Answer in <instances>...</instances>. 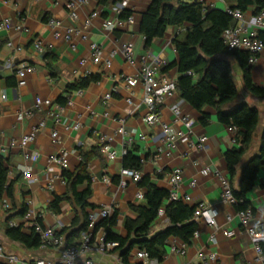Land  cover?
Returning a JSON list of instances; mask_svg holds the SVG:
<instances>
[{
  "label": "crops",
  "instance_id": "crops-1",
  "mask_svg": "<svg viewBox=\"0 0 264 264\" xmlns=\"http://www.w3.org/2000/svg\"><path fill=\"white\" fill-rule=\"evenodd\" d=\"M67 0H0V23L8 22V29L0 28V145L7 146L10 141L17 140L26 133L31 126L35 125L42 117V112H34L33 115L21 123L15 120V114L19 110L31 109L34 98L50 99L57 103L59 96H65L64 89L79 77L86 74H100L101 79L97 83L90 84L86 89L74 91L69 94L72 106L65 107L61 113V122L53 124L46 119L44 128L37 135L35 141L25 148H13L4 154H0L8 168L7 181L12 183V198L3 195L0 199V245L4 254L14 255L17 258L14 264L33 263L37 259H44L55 263L58 260V253L52 249L26 248L21 243L9 239L6 235V227L9 221H14L21 226L20 230L29 233L30 230L22 223V216L19 214L20 207L25 206L28 200L32 201L33 210L40 215L41 223L44 226L55 227L69 244H78L82 230L81 213L75 209L67 200L58 204V211L53 212L48 208L55 196H62L65 193V183L61 181L62 170L48 162L49 155L65 151L69 168L73 172L79 162L80 153L87 159V173L91 177V194L87 198L88 206L85 211L102 206H109L117 211L115 233L120 237H126V220H136V214L131 210L132 205H138L144 200L136 198L137 192L145 194V188L137 183L127 181L125 187L119 186V171L122 168L120 155L123 141L128 137L133 138V144L138 147L137 155L144 161L141 169V176L146 177L149 183L157 188H168V174L172 169H179L182 173L179 193L188 195L191 198L189 206L204 203L216 209V223L219 227L214 231L206 224L204 219L195 221L197 237L192 236L189 245L185 246L183 254L171 252V246L180 247L183 243L175 238H169L167 252L159 264H264L257 260V253L254 249L255 241L239 225L237 211L234 206L221 199V188L215 173L226 176V165L224 153L232 146L233 131L220 124L212 108H207L210 115L206 126L198 122L199 113L188 103L182 100L177 93L167 97L163 104L158 107L161 120L166 123L172 122L171 108L177 105L183 115L193 119L191 134L187 141H180L175 149L169 154L163 153L157 159L152 160L155 150L160 146L159 126L150 127L142 118L147 112L146 106L142 103V90L140 85L131 91L124 85V76H134L141 66V57L146 54L160 55L164 59V66L176 61V53L172 39L179 33L173 27L167 28L161 38H155L148 47L144 46V38L139 32L141 13L144 12L151 0H130L128 9L133 11L135 22L123 25L112 32L103 31L101 23L104 18L114 15L113 4L108 6L98 5L95 0H88L86 5L77 8V20L71 21L64 9ZM199 1V0H187ZM204 6L224 10L234 5L231 1L225 0H201ZM99 11V16L92 19L88 28L90 41L99 44L103 49V55L115 49L118 51L121 44L131 42L134 47L136 61L134 65L127 64L119 52L111 59L109 68L101 64H94L91 61V51L88 43L76 39V49L72 50L63 39H55L52 30L47 26L50 18L62 21L64 26L81 27L84 19L92 12ZM251 10L245 12L247 21L252 17ZM250 30V28H249ZM41 41L44 51L39 54L34 48V42ZM10 43V45H8ZM20 49L19 51L17 50ZM52 55L51 63L55 68L57 76L51 78L50 72L45 66L44 55ZM231 62L234 81L238 95L234 102L223 106L224 110H230L238 104L245 103L254 107L259 112V122L252 136V144L244 155L239 166L233 184L237 189L241 167L246 161L258 152L260 137L264 128V98L253 96L245 88L242 81V74L238 65ZM23 64L34 67V71L26 75V82L23 87L17 86L15 76L16 69ZM168 76L176 80L178 73L176 68L170 67L166 72ZM250 75L253 83L264 89V52L258 57L256 63L250 66ZM110 94L111 97L105 100L103 97ZM131 96L132 104L127 105L126 97ZM58 104V103H57ZM60 104V105H64ZM123 120L124 134H116L120 123ZM80 124L79 130L65 129L67 123ZM176 127L185 132L184 127L177 124ZM55 130L58 135V143L53 144L51 132ZM143 135L144 140L138 136ZM101 135L110 138L109 144L117 152L114 161L107 160L98 152ZM206 137L202 149L193 148L189 142L196 144L198 138ZM37 155L36 159L28 160L25 155ZM28 165L32 169V175L36 181L28 184L21 178V167ZM210 167L211 173L202 176L200 171ZM103 177L108 182L103 181ZM52 180V188L48 183ZM63 180V179H62ZM195 180V185L190 182ZM84 186H80L81 190ZM253 211L251 226L256 229L264 224V170L257 173L252 189L246 195ZM3 204L7 207L4 208ZM11 217L7 221L8 217ZM229 217V219H228ZM167 226V219L156 218L152 224V232L163 230ZM233 232L232 237H224L222 230ZM103 230L97 229L93 232L91 247L86 254L101 264H141L136 257V247L129 252L126 261L121 258V251L113 247L103 253L94 250ZM214 235V242H209V236ZM264 234L262 235V239ZM261 239V240H262ZM199 253L204 255L213 254V261L201 263ZM0 264H8L3 259Z\"/></svg>",
  "mask_w": 264,
  "mask_h": 264
},
{
  "label": "trees",
  "instance_id": "trees-1",
  "mask_svg": "<svg viewBox=\"0 0 264 264\" xmlns=\"http://www.w3.org/2000/svg\"><path fill=\"white\" fill-rule=\"evenodd\" d=\"M98 5L108 6L119 0H95ZM234 3L231 8L241 12L251 10L253 16L264 8V0H225ZM132 13L124 9L120 17L126 18ZM235 25L234 20L224 10L204 6L201 2L187 0H151L144 12L141 13L139 32L144 38V46L148 47L155 38L164 36L167 28L173 27L180 30L172 39L176 53V61L161 68L166 72L170 67H175L178 76L175 80L176 93L199 113L198 122L206 126L210 115L207 108H212L217 121L228 129H235L232 135L233 144L224 153L226 165V178L229 181L231 192L237 203L236 211L250 207L246 198L247 193L254 186L257 173L264 170V128L260 137L258 152L252 155L241 167L240 179L237 189L233 184L239 166L244 155L252 144V136L259 122V112L254 107L245 103L236 105L230 110H224L223 106L235 101L238 95L234 81L231 62L234 61L242 74V81L253 96L264 98V89L256 86L250 75V65L247 63L248 54L242 50L228 51L220 38L224 29ZM2 43H0V48ZM45 66L50 72L51 78L57 73L51 63L52 55H44ZM187 73H191L188 75ZM100 74H87L79 77L65 86V96H59L58 104L66 102L69 94L74 91L86 89L90 84L100 81ZM138 147L135 144L126 150L122 156V168H130L141 171V158L137 155ZM99 152V147H98ZM80 162L73 171H62V179L65 183V193L55 196L48 205L53 212L58 211V204L67 200L81 213L82 224L80 229L87 227L88 206L87 198L91 194V177L87 173V159L80 153ZM8 168L5 159L0 155V199L3 195L12 198V183L7 181ZM84 186L79 190L80 186ZM138 186L145 188L144 202L132 205L131 210L136 214V220H126V237H120L115 233L117 211L112 210L110 215L98 221L93 232L103 230L104 243H116L115 249L121 251V258L126 261L133 247L145 250L152 259L162 262L167 252L169 238H175L185 245H189L196 230V223L192 220L196 205H186L182 201H168V191L157 188L149 183L146 177H141ZM164 210V218L167 226L158 232H152V224L157 218V211ZM25 206L22 205L19 214L22 216ZM10 216L7 221L10 220ZM41 222L40 218L38 219ZM18 227H6V235L9 239L21 243L26 248H37L38 237L30 231L24 233ZM256 229L264 234V224ZM58 235H62L56 231ZM63 236V235H62ZM66 241V239H65ZM68 245L76 246L77 244ZM262 256L264 258V237L259 241ZM32 264V263H29Z\"/></svg>",
  "mask_w": 264,
  "mask_h": 264
},
{
  "label": "built area",
  "instance_id": "built-area-1",
  "mask_svg": "<svg viewBox=\"0 0 264 264\" xmlns=\"http://www.w3.org/2000/svg\"><path fill=\"white\" fill-rule=\"evenodd\" d=\"M39 1V0H36ZM130 0H119L114 4L113 12L114 15L104 18L101 23V28L103 31L112 32L117 28L123 27V25H130L135 22L133 11L126 18H121L120 14L124 9H128V3ZM198 2H201L199 0ZM88 0H67L64 4V9L67 13V16L71 21H76L78 16L76 10L82 5H86ZM202 3V2H201ZM129 10V9H128ZM225 13L229 15L235 22V25L224 29L221 33V40L223 45L228 51L232 50H242L248 54L247 63L250 66H253L258 57L264 52V8L255 15L252 16L249 21L245 18V13L241 12L238 9H233L231 7H226L224 9ZM99 16V11H92L83 21L81 27L76 26H64L61 20L56 18H50L47 21V26L52 30V36L55 39H63L72 50L76 49V39L80 42L88 43V47L91 51V61L94 64H101L105 68H109L111 65V59L117 54L120 53L124 61L129 65H134L136 61V56L134 52V47L131 42H124L121 44L120 48L117 50L112 49L108 51L106 56L103 55L102 47L90 41L88 36V28L92 19ZM8 22L2 21L0 23V28L8 29ZM250 28V30H249ZM10 45V43H8ZM35 50L41 54L44 51L43 44L41 41L36 40L34 42ZM19 51L20 49L17 48ZM141 66L138 70V73L134 76H124L123 82L124 85L131 91L140 85L142 90V103L146 106L147 112L142 118V121L150 126H159L160 134V146L155 150V153L152 156V160L157 159L161 154L167 153L175 149L180 141H187L188 136L191 134L192 125L194 123L193 119L189 118L187 115H183L177 105L172 106V122L166 123L161 120L158 107L164 103L167 97H170L176 93L175 80L168 76L165 73L161 72V68L164 66V59L158 54H146L141 58ZM34 71V67L29 64L20 65L16 71L15 76L17 79V86L23 87L26 82V75ZM190 75L191 73H187ZM87 75L86 73L83 76ZM132 96V91H131ZM131 96L126 97L125 102L127 105L132 104ZM111 97L110 94H106L103 98L108 100ZM72 106V100L70 97L67 98L64 105L57 104L50 99H41L40 97L34 98V104L31 109L19 110L15 114V120L17 123H21L24 120L30 118L33 113L42 112L43 117L30 129L22 134L17 140L10 141L7 146L0 145V154L6 153L8 150L19 147L25 148L26 146L33 143L40 133V131L45 126L46 119L52 121L53 124H58L61 122V113L65 107ZM119 127L116 130V134H124L123 120H119ZM179 124L184 127L185 132L181 131L176 127ZM65 129L79 130L80 124L78 122L73 123L71 126H68L67 123L64 125ZM234 132L235 129H230ZM139 140H144L143 135L138 136ZM51 140L53 144L58 143V135L55 130L51 132ZM99 153L103 155L107 160L114 161L117 158V152L109 144L110 138L106 135H101L99 138ZM206 137L202 136L198 138L196 144L189 142V145L193 148L202 149L205 145ZM133 144V138L128 137L123 141V147L121 149L120 155L123 156L126 153V150L129 149ZM37 155L33 153L32 155H25L26 159H36ZM48 162L54 164L62 171L68 170L69 163L67 160V152L59 151L55 152L48 157ZM141 159V163L143 164ZM21 178L28 184L36 181V178L32 175V169L30 166L25 165L21 167L20 170ZM211 173L210 167H205L200 171L202 176H207ZM120 181L119 186L125 187L127 181L132 183H138L141 179V171L130 169V168H121L119 171ZM218 178L220 188H221V199L231 206H234L237 203V200L234 198L231 192V187L226 176L219 173H215ZM182 173L179 169H172L168 174V201H182L185 204L191 202V198L188 195H181L179 193V188L181 185ZM64 183V180L61 179ZM104 182H108L106 177H103ZM195 185V180L190 182V186ZM48 188H52V180L47 185ZM138 200L143 199V194L139 191L136 194ZM4 208L7 207L6 204H3ZM112 208L109 206H102L98 209L92 210L88 213L87 216V227L84 231L81 232L80 241L76 246L68 245L65 241V238L62 235L56 233L55 227L44 226L41 222L38 221L40 215L35 213L33 210L32 201L28 200L25 203V211L22 215V223L32 231L37 237L40 249H52L58 253V260L53 263L44 259H37L32 264H101L91 258L86 257V254L91 251V241L93 237V228L95 224L110 215ZM237 217L239 220V225L248 233V235L255 241L254 249L257 253V260L264 262V258L261 253L259 246V241L262 239L263 233L251 226L253 219V211L251 207H248L244 210L237 211ZM217 212L216 209L208 206L204 203L196 204V207L193 212V219L198 221V219H204L207 225H209L214 231L218 230L219 227L216 223ZM157 218H164V210L160 208L157 211ZM229 219V217H228ZM9 227H18V224L14 221H9ZM222 235L224 237H232L233 232L223 229ZM197 230L193 232V236L197 237ZM103 236H100L97 244L94 246V250L103 253L108 248L116 246V243H104ZM214 235L209 236V242H214ZM185 244H182L180 247L171 246V252L177 254H183L185 249ZM136 257L140 260L141 264H159L155 259H152L149 254L143 249L136 250ZM199 258L201 263L205 261H213L214 255L208 254L204 255L199 253ZM3 259H6L8 264H14L17 261L16 256L14 255H5L4 249L0 245V263ZM29 264V263H26Z\"/></svg>",
  "mask_w": 264,
  "mask_h": 264
}]
</instances>
